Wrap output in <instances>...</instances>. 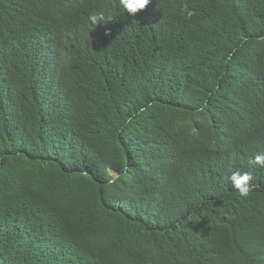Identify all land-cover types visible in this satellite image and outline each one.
<instances>
[{
  "label": "trees",
  "instance_id": "obj_1",
  "mask_svg": "<svg viewBox=\"0 0 264 264\" xmlns=\"http://www.w3.org/2000/svg\"><path fill=\"white\" fill-rule=\"evenodd\" d=\"M257 154L264 0H0V264H264Z\"/></svg>",
  "mask_w": 264,
  "mask_h": 264
},
{
  "label": "clouds",
  "instance_id": "obj_2",
  "mask_svg": "<svg viewBox=\"0 0 264 264\" xmlns=\"http://www.w3.org/2000/svg\"><path fill=\"white\" fill-rule=\"evenodd\" d=\"M120 4L129 16L135 17L138 13L146 10L149 4V0H120ZM181 15H183L185 19L191 20L196 15V13L194 11L189 10L187 5H184L181 9ZM89 19L93 25H106L109 23V21L105 20L103 13L94 14ZM105 34L108 35L109 33ZM250 163H254L255 165L264 167V154L255 155L254 160L250 161ZM229 179L233 187L238 191V193L242 197H248L250 193L254 190L253 186L250 183L253 180V176L250 173L245 172L241 174L239 171H237L234 172Z\"/></svg>",
  "mask_w": 264,
  "mask_h": 264
}]
</instances>
